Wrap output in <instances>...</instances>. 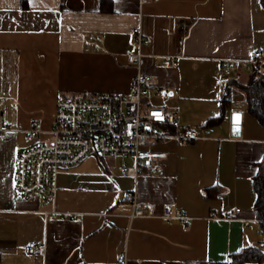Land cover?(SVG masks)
Here are the masks:
<instances>
[{
	"label": "crops",
	"instance_id": "0c3cea01",
	"mask_svg": "<svg viewBox=\"0 0 264 264\" xmlns=\"http://www.w3.org/2000/svg\"><path fill=\"white\" fill-rule=\"evenodd\" d=\"M134 27L139 65L126 60ZM257 48L264 56L259 0H0V124L10 129L0 139V264H227L245 247L264 251L251 185L264 122L240 87ZM137 73L152 82L143 104L176 111L196 138L150 144L156 156L133 177L119 171L129 155H88L59 171L48 203L15 191L30 119L47 130L59 96L126 92ZM126 191L154 214L130 217ZM164 205L186 223L164 220Z\"/></svg>",
	"mask_w": 264,
	"mask_h": 264
},
{
	"label": "built area",
	"instance_id": "2783aa9c",
	"mask_svg": "<svg viewBox=\"0 0 264 264\" xmlns=\"http://www.w3.org/2000/svg\"><path fill=\"white\" fill-rule=\"evenodd\" d=\"M148 1L152 0H139V3ZM142 42L139 28L134 27L131 44L135 49L126 51L129 64H140ZM262 56L261 49H254L250 61ZM227 66L233 69L234 63L231 61ZM151 83L150 75L137 73L126 92L61 95L56 100L52 125L47 130L39 129L36 120L30 119L23 131L28 145L15 156V191L21 196L42 195V200L48 203L54 199L59 171L75 166L88 155H129L132 164L121 166L119 171L133 177L141 172L147 159L156 156L149 150L150 144L166 139L186 144L196 138L195 129L181 126L176 111L143 104L142 98L148 94ZM156 92L161 93V90L156 89ZM8 131L6 124H0V139ZM123 199L131 203L130 217L154 214V206L139 201L133 192H124ZM51 213L53 211L43 212L45 217ZM161 216L166 221L178 219L183 224L187 221L170 205L163 206ZM262 245L263 242L258 243ZM35 248L30 242L24 246V252L32 254ZM118 260L124 262V254H119Z\"/></svg>",
	"mask_w": 264,
	"mask_h": 264
},
{
	"label": "trees",
	"instance_id": "16d2710c",
	"mask_svg": "<svg viewBox=\"0 0 264 264\" xmlns=\"http://www.w3.org/2000/svg\"><path fill=\"white\" fill-rule=\"evenodd\" d=\"M259 1L264 6V0ZM240 87L245 93L248 113L257 121L264 122V56L253 60L248 79ZM226 101L223 97L221 107L225 106ZM251 185L254 191L253 209L256 219L260 221V229L264 233V155L256 164ZM247 260H254L256 264H264V251L257 247H245L231 255L227 264H242Z\"/></svg>",
	"mask_w": 264,
	"mask_h": 264
},
{
	"label": "water",
	"instance_id": "95a60500",
	"mask_svg": "<svg viewBox=\"0 0 264 264\" xmlns=\"http://www.w3.org/2000/svg\"><path fill=\"white\" fill-rule=\"evenodd\" d=\"M233 117H234L233 118V122L234 123H237L238 122V115L237 114H234ZM237 129H238V126L237 125H234L232 127V132L236 134L238 132Z\"/></svg>",
	"mask_w": 264,
	"mask_h": 264
},
{
	"label": "rangeland",
	"instance_id": "374dc122",
	"mask_svg": "<svg viewBox=\"0 0 264 264\" xmlns=\"http://www.w3.org/2000/svg\"><path fill=\"white\" fill-rule=\"evenodd\" d=\"M51 125H52V124H51ZM51 125H50V127H51ZM50 127H49V128H50Z\"/></svg>",
	"mask_w": 264,
	"mask_h": 264
}]
</instances>
